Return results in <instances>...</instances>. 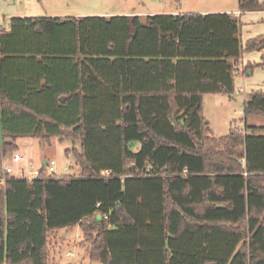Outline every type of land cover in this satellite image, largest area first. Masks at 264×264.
Listing matches in <instances>:
<instances>
[{
	"label": "trees",
	"instance_id": "16d2710c",
	"mask_svg": "<svg viewBox=\"0 0 264 264\" xmlns=\"http://www.w3.org/2000/svg\"><path fill=\"white\" fill-rule=\"evenodd\" d=\"M241 27L222 11L0 21V159L56 137L81 168L0 181V264H50L75 227L103 264H264V126L218 137L204 114L264 66V36L244 47ZM253 114L264 90L244 99Z\"/></svg>",
	"mask_w": 264,
	"mask_h": 264
},
{
	"label": "rangeland",
	"instance_id": "374dc122",
	"mask_svg": "<svg viewBox=\"0 0 264 264\" xmlns=\"http://www.w3.org/2000/svg\"><path fill=\"white\" fill-rule=\"evenodd\" d=\"M264 2V0H261ZM238 0H0V21H8L5 18L8 11L17 9L23 14L60 16L69 15H141L166 14L173 11L217 10L220 8L233 9L237 7ZM5 6V7H3ZM5 8V10H1ZM247 41L243 42L244 47ZM245 57L254 51L244 50ZM243 75V74H240ZM239 80V79H238ZM236 79V83L239 82ZM236 94V93H235ZM204 114L210 122L211 133L214 136L227 134L232 128L263 125L264 116L253 114L247 119L243 118L244 100L241 96H229L219 94H207L204 101ZM18 149L2 156L3 164L13 165L14 175H27L35 177L30 171H35L44 165V160L54 159L55 173L59 176L67 174H81V168L76 164L72 155L67 156L66 150L73 146L72 140L61 141L52 138L51 143L42 142L38 137H19ZM78 147L81 146L77 141ZM18 153L22 159L16 161L13 156ZM62 235V236H61ZM54 239V249L50 264H103L85 256V250L80 246L82 231L75 227L69 232H61Z\"/></svg>",
	"mask_w": 264,
	"mask_h": 264
},
{
	"label": "crops",
	"instance_id": "0c3cea01",
	"mask_svg": "<svg viewBox=\"0 0 264 264\" xmlns=\"http://www.w3.org/2000/svg\"><path fill=\"white\" fill-rule=\"evenodd\" d=\"M1 10L3 11L5 10V8H2ZM217 11L233 13L236 14L238 17H240L242 21L241 34H242L243 42L249 41L251 38L264 36V10H250V11L242 12L239 9V0L237 7H234L233 9L220 8L217 10H200V12H217ZM183 12H193V11H181V10L173 11L174 14H179ZM15 16H28V14L27 15L23 14L22 12H19V10L15 8L12 9L11 11L9 10L7 15H5V18L9 19ZM32 16H42V15H32ZM254 54L255 55L252 58V54H249L248 56L245 57V53H244L241 59L242 64L246 66L247 64L252 62L263 63V59H262L263 52L261 50H255ZM236 79L237 80L239 79L238 80L239 82L237 83L235 80V85L237 86L236 94L241 96V98L244 100L250 96L253 90H264V66H257L254 69L252 75L250 76L238 75ZM206 96L207 95H205V97ZM45 161L46 160H44V162ZM0 165L1 166L8 165L13 167V165L9 163L3 164V161L2 162L0 161Z\"/></svg>",
	"mask_w": 264,
	"mask_h": 264
},
{
	"label": "built area",
	"instance_id": "2783aa9c",
	"mask_svg": "<svg viewBox=\"0 0 264 264\" xmlns=\"http://www.w3.org/2000/svg\"><path fill=\"white\" fill-rule=\"evenodd\" d=\"M18 1H22V0H18ZM239 68H240V70H243L242 67H239ZM13 158L16 161H19V160L22 159V156L20 154H18V153H15ZM55 162L56 161L54 159L47 160V164L45 165L46 174H52L53 172L55 173V165H54ZM39 169H36L35 171H30V173L35 174L37 176L39 174ZM12 172H13V167L12 166H8V165H2L1 166L0 165V181L5 180L6 174H12ZM31 178H33V177H31Z\"/></svg>",
	"mask_w": 264,
	"mask_h": 264
},
{
	"label": "water",
	"instance_id": "95a60500",
	"mask_svg": "<svg viewBox=\"0 0 264 264\" xmlns=\"http://www.w3.org/2000/svg\"><path fill=\"white\" fill-rule=\"evenodd\" d=\"M61 100H62V101H65V98L62 97ZM46 164H47V160L44 162V165H46Z\"/></svg>",
	"mask_w": 264,
	"mask_h": 264
}]
</instances>
